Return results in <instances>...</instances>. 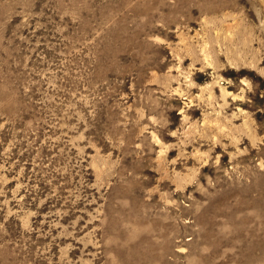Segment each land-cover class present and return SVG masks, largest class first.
Listing matches in <instances>:
<instances>
[{
    "label": "rangeland",
    "instance_id": "obj_1",
    "mask_svg": "<svg viewBox=\"0 0 264 264\" xmlns=\"http://www.w3.org/2000/svg\"><path fill=\"white\" fill-rule=\"evenodd\" d=\"M0 264H264V0H0Z\"/></svg>",
    "mask_w": 264,
    "mask_h": 264
}]
</instances>
